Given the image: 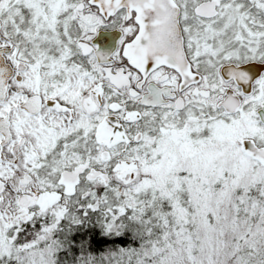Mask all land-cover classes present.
Returning <instances> with one entry per match:
<instances>
[{"label": "snow or ice", "instance_id": "obj_1", "mask_svg": "<svg viewBox=\"0 0 264 264\" xmlns=\"http://www.w3.org/2000/svg\"><path fill=\"white\" fill-rule=\"evenodd\" d=\"M0 264H264V0H0Z\"/></svg>", "mask_w": 264, "mask_h": 264}]
</instances>
